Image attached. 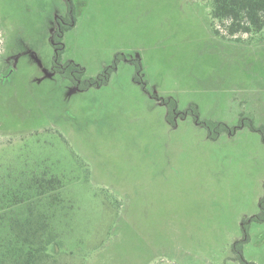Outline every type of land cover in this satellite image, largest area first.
Segmentation results:
<instances>
[{
	"label": "rangeland",
	"instance_id": "1",
	"mask_svg": "<svg viewBox=\"0 0 264 264\" xmlns=\"http://www.w3.org/2000/svg\"><path fill=\"white\" fill-rule=\"evenodd\" d=\"M70 2L0 0V204L62 180L43 264H264V27L229 35L211 0Z\"/></svg>",
	"mask_w": 264,
	"mask_h": 264
},
{
	"label": "trees",
	"instance_id": "2",
	"mask_svg": "<svg viewBox=\"0 0 264 264\" xmlns=\"http://www.w3.org/2000/svg\"><path fill=\"white\" fill-rule=\"evenodd\" d=\"M65 4L66 16L69 21H73L74 7H71L70 0H65ZM210 13L212 20L227 24L225 26L229 35L258 32L264 27V0H211ZM61 19L63 21L58 22L56 31L59 36L69 29V21L65 17ZM213 31L219 34L217 29L214 28ZM54 69L56 70V67ZM104 73L108 74L109 70L92 78L95 84L102 81ZM69 77L71 80H81L79 74L77 76L72 73ZM89 81L85 80L84 86L88 85ZM173 108L174 103H170L169 119H172ZM250 128L260 132L264 141V126L251 125ZM62 185V180L54 174L33 171L25 182L17 184L18 189L14 197L9 198L6 194L3 196L0 206L6 211L0 214V264H43L60 247L53 229L55 224H60L57 216V191ZM25 201L26 203H23ZM13 207H25V210L17 212ZM254 217L264 219V194L259 202V211ZM238 259L242 264H252L239 255Z\"/></svg>",
	"mask_w": 264,
	"mask_h": 264
}]
</instances>
